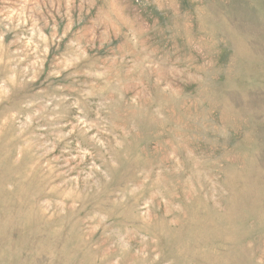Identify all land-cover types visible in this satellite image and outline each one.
Segmentation results:
<instances>
[{
	"label": "rangeland",
	"instance_id": "rangeland-1",
	"mask_svg": "<svg viewBox=\"0 0 264 264\" xmlns=\"http://www.w3.org/2000/svg\"><path fill=\"white\" fill-rule=\"evenodd\" d=\"M0 264H264V0H0Z\"/></svg>",
	"mask_w": 264,
	"mask_h": 264
}]
</instances>
